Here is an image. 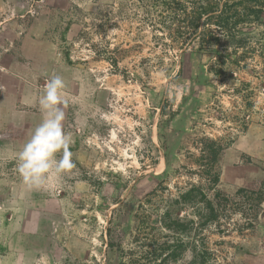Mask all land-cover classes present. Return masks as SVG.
Masks as SVG:
<instances>
[{
  "label": "rangeland",
  "instance_id": "1",
  "mask_svg": "<svg viewBox=\"0 0 264 264\" xmlns=\"http://www.w3.org/2000/svg\"><path fill=\"white\" fill-rule=\"evenodd\" d=\"M177 1L0 0L1 106L34 131L60 75L75 165L41 189L34 253L10 257L0 233V264H264V200L247 198L264 183V24L215 45V74ZM20 177L1 161V195Z\"/></svg>",
  "mask_w": 264,
  "mask_h": 264
},
{
  "label": "trees",
  "instance_id": "2",
  "mask_svg": "<svg viewBox=\"0 0 264 264\" xmlns=\"http://www.w3.org/2000/svg\"><path fill=\"white\" fill-rule=\"evenodd\" d=\"M181 6L177 0H173ZM188 4L182 5L183 25H179L181 34L185 39L197 40V49L201 55L209 58L216 57L218 61H209L208 71L219 74L226 63L227 47L222 44V51L215 45L220 41L237 38V46H243L245 42L244 28L251 25L264 24V0H188ZM179 29V30H180ZM211 60V59H210ZM178 75H183L187 65L186 60H181ZM221 66V67H220ZM210 160L217 159L218 150L210 146ZM243 191V190H242ZM257 192V196H248L252 209L260 207L264 200V183Z\"/></svg>",
  "mask_w": 264,
  "mask_h": 264
},
{
  "label": "clouds",
  "instance_id": "3",
  "mask_svg": "<svg viewBox=\"0 0 264 264\" xmlns=\"http://www.w3.org/2000/svg\"><path fill=\"white\" fill-rule=\"evenodd\" d=\"M64 89L60 75L46 82L39 98L42 120L17 153V169L29 190L51 187L62 173L75 167L70 151L73 140L63 125V106L67 104Z\"/></svg>",
  "mask_w": 264,
  "mask_h": 264
},
{
  "label": "crops",
  "instance_id": "4",
  "mask_svg": "<svg viewBox=\"0 0 264 264\" xmlns=\"http://www.w3.org/2000/svg\"><path fill=\"white\" fill-rule=\"evenodd\" d=\"M1 100L0 98V102ZM13 103V107L8 109H4L0 103V162L16 159L17 153L24 145L23 133L27 132L18 120V116L23 115L22 106L18 105L15 99ZM32 132L33 129H30L26 133L27 139ZM6 182L0 180V187L8 184ZM12 183L5 195L2 196L0 193V233L7 239L8 255L16 258L24 253H34L30 247L35 233L32 217L45 209L37 205L38 198L44 194L41 189L29 190L21 177ZM21 247L23 248L19 249Z\"/></svg>",
  "mask_w": 264,
  "mask_h": 264
}]
</instances>
